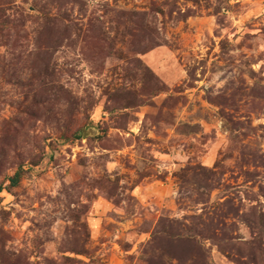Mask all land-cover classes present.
I'll list each match as a JSON object with an SVG mask.
<instances>
[{
    "label": "rangeland",
    "instance_id": "1",
    "mask_svg": "<svg viewBox=\"0 0 264 264\" xmlns=\"http://www.w3.org/2000/svg\"><path fill=\"white\" fill-rule=\"evenodd\" d=\"M0 185V264H264V0H0Z\"/></svg>",
    "mask_w": 264,
    "mask_h": 264
},
{
    "label": "trees",
    "instance_id": "2",
    "mask_svg": "<svg viewBox=\"0 0 264 264\" xmlns=\"http://www.w3.org/2000/svg\"><path fill=\"white\" fill-rule=\"evenodd\" d=\"M20 177H21V170H18L12 177H10V186H16L19 181H20ZM3 189L2 185H0V191ZM174 222V221H173ZM174 223H177L176 221ZM172 227H170L171 229ZM161 233H165V237L171 240H178V237H182L181 234H178V231H171V230H167L165 228H160V230H158L155 234H154V239L159 238Z\"/></svg>",
    "mask_w": 264,
    "mask_h": 264
}]
</instances>
